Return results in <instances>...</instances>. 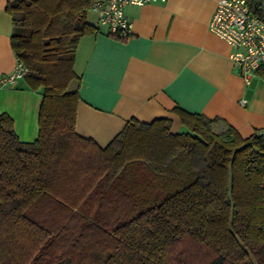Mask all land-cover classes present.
I'll return each mask as SVG.
<instances>
[{
	"label": "trees",
	"instance_id": "1",
	"mask_svg": "<svg viewBox=\"0 0 264 264\" xmlns=\"http://www.w3.org/2000/svg\"><path fill=\"white\" fill-rule=\"evenodd\" d=\"M93 2L4 4L42 100L33 141L0 113V264H264V129L215 131L218 118L176 107L186 132L131 118L105 147L76 133L72 67L77 40L98 31ZM248 5L264 20V0Z\"/></svg>",
	"mask_w": 264,
	"mask_h": 264
},
{
	"label": "crops",
	"instance_id": "2",
	"mask_svg": "<svg viewBox=\"0 0 264 264\" xmlns=\"http://www.w3.org/2000/svg\"><path fill=\"white\" fill-rule=\"evenodd\" d=\"M5 3L0 0V76L17 60ZM215 7L216 0L127 6L131 32L125 39L97 27V11L88 10L86 21L98 31L81 36L74 53L80 96L76 133L105 147L131 118L146 123L168 118L171 132H184L176 107L218 118L215 131L229 124L247 137L264 129V78L243 82L229 57L230 46L208 28ZM25 82L20 78L0 87V113H7L16 136L29 142L37 138L42 91Z\"/></svg>",
	"mask_w": 264,
	"mask_h": 264
},
{
	"label": "built area",
	"instance_id": "3",
	"mask_svg": "<svg viewBox=\"0 0 264 264\" xmlns=\"http://www.w3.org/2000/svg\"><path fill=\"white\" fill-rule=\"evenodd\" d=\"M155 1L158 0H96L91 8L98 14L97 27L104 28L108 35L125 39L131 32L126 7ZM248 7V0H216L208 22L209 30L230 46L229 57L245 84L264 66V20ZM27 73V68L16 60L12 71L0 76V87L13 85ZM245 102L240 100L241 104Z\"/></svg>",
	"mask_w": 264,
	"mask_h": 264
},
{
	"label": "rangeland",
	"instance_id": "4",
	"mask_svg": "<svg viewBox=\"0 0 264 264\" xmlns=\"http://www.w3.org/2000/svg\"><path fill=\"white\" fill-rule=\"evenodd\" d=\"M184 129V128H183ZM188 131L187 129H184V132Z\"/></svg>",
	"mask_w": 264,
	"mask_h": 264
},
{
	"label": "water",
	"instance_id": "5",
	"mask_svg": "<svg viewBox=\"0 0 264 264\" xmlns=\"http://www.w3.org/2000/svg\"><path fill=\"white\" fill-rule=\"evenodd\" d=\"M262 8H264V7H262Z\"/></svg>",
	"mask_w": 264,
	"mask_h": 264
}]
</instances>
